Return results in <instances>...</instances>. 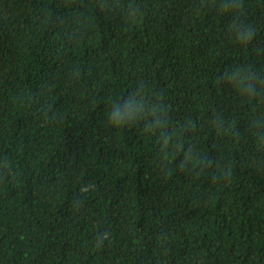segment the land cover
<instances>
[{
    "label": "trees",
    "instance_id": "16d2710c",
    "mask_svg": "<svg viewBox=\"0 0 264 264\" xmlns=\"http://www.w3.org/2000/svg\"><path fill=\"white\" fill-rule=\"evenodd\" d=\"M0 264H264V0H0Z\"/></svg>",
    "mask_w": 264,
    "mask_h": 264
}]
</instances>
